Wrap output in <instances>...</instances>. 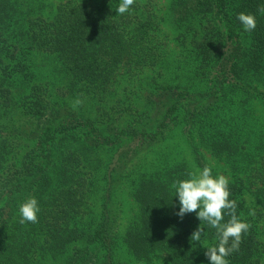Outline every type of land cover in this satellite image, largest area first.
Instances as JSON below:
<instances>
[{
	"label": "trees",
	"instance_id": "trees-1",
	"mask_svg": "<svg viewBox=\"0 0 264 264\" xmlns=\"http://www.w3.org/2000/svg\"><path fill=\"white\" fill-rule=\"evenodd\" d=\"M120 3L0 0V264H210L173 184L219 164L250 224L226 259L264 264V0Z\"/></svg>",
	"mask_w": 264,
	"mask_h": 264
},
{
	"label": "clouds",
	"instance_id": "clouds-1",
	"mask_svg": "<svg viewBox=\"0 0 264 264\" xmlns=\"http://www.w3.org/2000/svg\"><path fill=\"white\" fill-rule=\"evenodd\" d=\"M135 0H121L116 12L124 14L134 4ZM264 13V7L258 9ZM238 21L242 24L244 31L251 32L256 28V17L249 13H239ZM83 101L77 98L73 108L79 107ZM179 200V211L177 216L183 218L187 213H196L200 221H205L210 227L216 229L218 244L208 247L205 255L210 264H229L226 257L232 252L239 250L242 234L247 232L250 224L240 220L235 214L236 201L230 200L229 179L224 175L213 176L210 167L205 166L198 172L189 173V178L177 181L173 184ZM225 210L230 219L224 221ZM40 211L38 201L32 197L28 198L19 208L21 219L19 223H37ZM254 215V212H250ZM200 226L192 233L191 239L199 241L203 233Z\"/></svg>",
	"mask_w": 264,
	"mask_h": 264
},
{
	"label": "rangeland",
	"instance_id": "rangeland-1",
	"mask_svg": "<svg viewBox=\"0 0 264 264\" xmlns=\"http://www.w3.org/2000/svg\"><path fill=\"white\" fill-rule=\"evenodd\" d=\"M226 93L229 94L227 97L228 100H230V101L232 100L234 102V99H233L234 98V90H231V91L227 90ZM251 108L253 109L255 107L251 106ZM227 109H228L227 112L232 109L231 111H229V113H230L229 117H228V114L225 115V113H227V112H223V115H222L223 121H221V122L223 123L224 126L227 124V121H228L227 119L232 118V120L230 122H233V123H234V120L240 122L239 130L242 133L241 138L245 139L248 136V130L250 128V125H248L250 122V114H249L250 109H249V107L248 106H241L237 102V104L232 103L231 105H229L227 107ZM247 115H249V118H247ZM234 116H235V118H234ZM209 163H210V166L212 168H216L217 162L215 160L210 159ZM218 171L220 172V175L226 176L225 172L227 171V168L223 164H219L218 165ZM98 197L99 196H95L94 198L98 200ZM127 210L129 211V207L127 208ZM123 219L124 220H123L122 226H126L128 220H129V214L127 212L123 215Z\"/></svg>",
	"mask_w": 264,
	"mask_h": 264
}]
</instances>
